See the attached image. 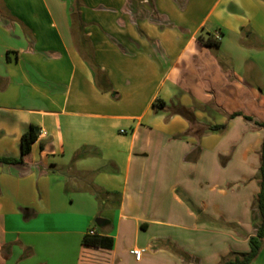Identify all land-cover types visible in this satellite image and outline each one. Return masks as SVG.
<instances>
[{
  "label": "crops",
  "instance_id": "1",
  "mask_svg": "<svg viewBox=\"0 0 264 264\" xmlns=\"http://www.w3.org/2000/svg\"><path fill=\"white\" fill-rule=\"evenodd\" d=\"M0 5V155L20 157L38 132L24 163H0V264H219L251 249L264 0ZM90 228L112 248L83 244Z\"/></svg>",
  "mask_w": 264,
  "mask_h": 264
},
{
  "label": "trees",
  "instance_id": "2",
  "mask_svg": "<svg viewBox=\"0 0 264 264\" xmlns=\"http://www.w3.org/2000/svg\"><path fill=\"white\" fill-rule=\"evenodd\" d=\"M76 23V22H75ZM75 29H83V25H76ZM82 33V32H81ZM199 41H201L203 44L216 48H219V41L212 37H208L205 39L204 36H199ZM77 45L79 48V51L82 53L83 57L90 63V65L95 69L97 72V75L99 78H106V74L101 70L99 65L96 62L95 54L93 51V47L91 44L90 39L85 36L83 33L79 35V38H77ZM155 111L158 112L165 106V102L161 99L157 100L154 103ZM179 110H183L184 112L187 110L183 106L178 107ZM239 114H242L240 112H236L232 114V116H237ZM247 119H253L251 116L246 115ZM260 125H264L263 123H258ZM225 124L221 125H214L212 129L214 130H220L225 128ZM38 132L36 130V127L33 125L30 126L29 130L26 131L21 140V148H22V154L20 157H11V156H2L0 155V163H24L26 156L30 155L32 150V143L37 139ZM87 155V152L85 149H81L79 152L76 153L74 159H80ZM259 185L260 190L256 198V206L258 209V212L261 215V223L257 229L256 235L252 236L250 238V245L251 249L248 252H231L228 255L222 257L219 264H252V262L255 260V258L259 255L262 248L264 247V140L262 144L261 149V165L259 169ZM100 189L97 188V191ZM83 244L87 246H96V247H105V248H112L113 246V238L95 234V235H85L83 239Z\"/></svg>",
  "mask_w": 264,
  "mask_h": 264
},
{
  "label": "built area",
  "instance_id": "3",
  "mask_svg": "<svg viewBox=\"0 0 264 264\" xmlns=\"http://www.w3.org/2000/svg\"><path fill=\"white\" fill-rule=\"evenodd\" d=\"M216 38L219 39L220 36H217ZM88 234L89 235H95V234H97V230L95 228H90L88 230ZM130 252L136 257V259L139 260L143 256V253L145 252V249L141 248V247H134V248H132L130 250Z\"/></svg>",
  "mask_w": 264,
  "mask_h": 264
},
{
  "label": "water",
  "instance_id": "4",
  "mask_svg": "<svg viewBox=\"0 0 264 264\" xmlns=\"http://www.w3.org/2000/svg\"><path fill=\"white\" fill-rule=\"evenodd\" d=\"M102 220H103L102 218H98L97 223L100 224L102 222Z\"/></svg>",
  "mask_w": 264,
  "mask_h": 264
},
{
  "label": "rangeland",
  "instance_id": "5",
  "mask_svg": "<svg viewBox=\"0 0 264 264\" xmlns=\"http://www.w3.org/2000/svg\"><path fill=\"white\" fill-rule=\"evenodd\" d=\"M0 8H3L1 5H0ZM2 10V9H1ZM262 88L264 89V86H262Z\"/></svg>",
  "mask_w": 264,
  "mask_h": 264
}]
</instances>
